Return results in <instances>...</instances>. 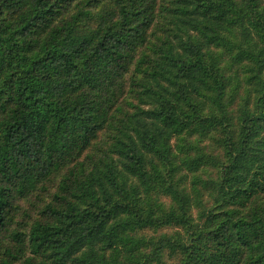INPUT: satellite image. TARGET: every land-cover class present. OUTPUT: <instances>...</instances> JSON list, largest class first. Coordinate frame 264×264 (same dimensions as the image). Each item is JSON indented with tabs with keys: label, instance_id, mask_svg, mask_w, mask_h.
Wrapping results in <instances>:
<instances>
[{
	"label": "trees",
	"instance_id": "1",
	"mask_svg": "<svg viewBox=\"0 0 264 264\" xmlns=\"http://www.w3.org/2000/svg\"><path fill=\"white\" fill-rule=\"evenodd\" d=\"M0 264H264V0H0Z\"/></svg>",
	"mask_w": 264,
	"mask_h": 264
}]
</instances>
